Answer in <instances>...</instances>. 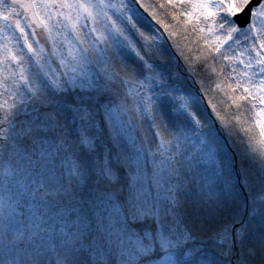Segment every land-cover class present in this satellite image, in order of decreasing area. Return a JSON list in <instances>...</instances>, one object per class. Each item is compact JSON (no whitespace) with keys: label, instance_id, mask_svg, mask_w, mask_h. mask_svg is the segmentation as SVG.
<instances>
[{"label":"snow or ice","instance_id":"6c2138e0","mask_svg":"<svg viewBox=\"0 0 264 264\" xmlns=\"http://www.w3.org/2000/svg\"><path fill=\"white\" fill-rule=\"evenodd\" d=\"M0 264H264V0H0Z\"/></svg>","mask_w":264,"mask_h":264}]
</instances>
